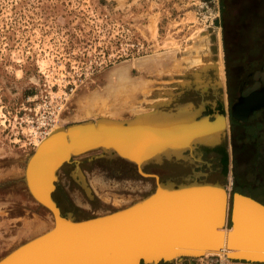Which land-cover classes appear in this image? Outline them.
<instances>
[{
	"label": "rangeland",
	"instance_id": "374dc122",
	"mask_svg": "<svg viewBox=\"0 0 264 264\" xmlns=\"http://www.w3.org/2000/svg\"><path fill=\"white\" fill-rule=\"evenodd\" d=\"M224 3L222 18L220 0H0V258L52 227L50 213L30 197L23 182L25 163L40 141L31 140L39 121L55 104L60 107L56 130L99 119L137 120L156 114L152 111L158 107L174 117L167 101L173 100V88L181 82L175 79L195 70L207 75L212 88L203 102L219 98L225 71L221 26L229 45H243L249 26L264 24V9L258 10L257 0ZM149 62L152 66L146 69ZM123 67L126 77L116 79L114 72ZM110 92L116 98L125 96V107L116 105L119 115L97 108L85 113L93 95L104 98ZM187 98L189 94L180 97ZM224 146L228 184L232 162L227 141ZM101 154L98 150L73 158L82 183L73 163L57 171L52 198L75 221L124 208L153 189V180L139 176L134 166ZM169 161L142 168L147 172L156 166L153 172L162 171L161 182L180 183L167 173L173 168ZM217 163L212 166L219 167ZM191 168L204 173V167L188 161L186 169ZM253 168L249 163L237 166L241 184L264 183V166H255L262 170L255 178L248 174ZM246 192L264 203L260 190ZM201 258L170 264H210L220 257Z\"/></svg>",
	"mask_w": 264,
	"mask_h": 264
},
{
	"label": "water",
	"instance_id": "95a60500",
	"mask_svg": "<svg viewBox=\"0 0 264 264\" xmlns=\"http://www.w3.org/2000/svg\"><path fill=\"white\" fill-rule=\"evenodd\" d=\"M264 106V89L243 98L231 111L236 119ZM190 123H137L99 119L59 129L28 157L23 182L30 197L52 218V227L0 258V264H158L226 251L229 262L264 264V206L225 185L161 182L143 166L182 158L226 127L220 113L191 116ZM219 119L220 123H214ZM138 119V118H137ZM143 119V117H140ZM146 119V118H144ZM151 119V118H150ZM225 122V123H224ZM115 156L153 180L143 198L107 214L75 221L52 198L57 171L91 151Z\"/></svg>",
	"mask_w": 264,
	"mask_h": 264
},
{
	"label": "flooded vegetation",
	"instance_id": "af4514ba",
	"mask_svg": "<svg viewBox=\"0 0 264 264\" xmlns=\"http://www.w3.org/2000/svg\"><path fill=\"white\" fill-rule=\"evenodd\" d=\"M222 33V48H223V90L219 89V98L214 99L212 109L211 106L205 105L201 111V115H211L215 112L222 114L226 118V127L218 138L214 141L218 142L211 147H201L202 157H212L219 165L216 168L211 167V173L217 175L220 181L225 182V186L229 191L236 192L252 197L246 192V189L251 191L253 189L260 190L264 196V183L260 182L250 184H241L240 176L236 175V168L241 164L249 163L255 166H264V106L252 110L244 118L236 119L231 116L233 111L243 100L253 92L264 89V24L255 23L248 31V36H244L242 44L229 45V39L226 36L225 29L221 26ZM259 28V29H258ZM258 29V30H256ZM232 47V49H230ZM228 144L231 153V177L227 179L224 177V156L227 152L224 144ZM187 154V153H186ZM251 169L249 176L257 177V173L262 170ZM247 174L242 177H247ZM255 200V199H253ZM257 201V200H255ZM264 206V203L257 201Z\"/></svg>",
	"mask_w": 264,
	"mask_h": 264
},
{
	"label": "crops",
	"instance_id": "0c3cea01",
	"mask_svg": "<svg viewBox=\"0 0 264 264\" xmlns=\"http://www.w3.org/2000/svg\"><path fill=\"white\" fill-rule=\"evenodd\" d=\"M195 74H192L191 76H185L182 79H175L177 82L172 92V101H168L169 107L171 106V109H168L169 113H174L175 117H191L200 110L199 112L204 109L205 105L211 106L212 109L214 101L212 102H203L204 96L207 95L208 90L212 92L211 86L208 84L207 75L200 72L199 70L194 72ZM175 81V82H176ZM180 84V85H179ZM177 86H180L179 90L177 89ZM219 85L216 84L214 87L215 91L218 90L217 88ZM184 92V93H183ZM190 95V98H187L186 100H181V95ZM170 100V97L169 99ZM200 108V109H199ZM152 111V110H151ZM152 112H163V110H160V107L156 108L155 111ZM194 112V113H192ZM149 113V112H144ZM188 113V114H187ZM167 114V113H166ZM187 153V154H186ZM194 154V155H193ZM186 157V158H184ZM188 157V158H187ZM169 163L172 164L173 168L168 169L167 173L172 174L171 176L178 177L181 179L180 183H173V186L177 185H188L191 183H205V184H218V185H224L220 181L217 175H214L211 173V169L213 162H217L216 160H213L212 157L209 158H203L202 152L199 153H192L188 154V152L183 153L182 158H173L169 159ZM192 162L195 165H200L204 167V173H197L195 169H186L187 162ZM149 164V163H148ZM153 163H150V165ZM185 165V166H183ZM152 167V166H151ZM156 166H153L151 169H149L145 173L154 174ZM195 167V166H194ZM154 171V172H153ZM200 172V170H198ZM162 171L159 170L155 175L161 176ZM199 261H202V258L199 259ZM215 262V260H213ZM209 264V263H208ZM212 264V261L211 263ZM229 264H259V263H245V262H230Z\"/></svg>",
	"mask_w": 264,
	"mask_h": 264
},
{
	"label": "bare ground",
	"instance_id": "6f19581e",
	"mask_svg": "<svg viewBox=\"0 0 264 264\" xmlns=\"http://www.w3.org/2000/svg\"><path fill=\"white\" fill-rule=\"evenodd\" d=\"M220 57V59H221V56H219ZM159 60H156L155 59V63H156V65L158 64L157 62H158ZM150 63V64H149ZM149 63H146V69H150L149 67H151L152 66V62H149ZM220 63V62H219ZM150 65V66H149ZM126 68H120L119 70H117V71H115L114 72V75L116 76V79H121V80H124L123 78L124 77H126ZM220 75H221V72L219 73ZM222 79V78H221ZM222 81V80H221ZM215 86V85H214ZM135 87L136 88H138L137 87V85L135 84ZM111 93V92H110ZM133 93V92H132ZM117 96H116V94H113V93H111L110 95H107V96H105L104 98L103 97H99L98 95H93V98L89 101V103H88V105H87V107H86V110H85V113L86 114H88V115H90L91 114V110L92 109H95V108H97L96 110H99V111H108V110H110V111H108V113H110L112 110H115L116 111V113L115 112H112V113H110V114H114V115H119L118 113H119V110H117L116 109V105H118V106H120V107H122L123 108V106L125 105V103L126 102H124V100H125V96L123 97V96H121L120 98H116ZM111 98V99H110ZM168 102V101H167ZM112 108V109H109V108ZM125 107V106H124ZM200 109V108H199ZM199 111L200 110H198L197 112H195V114L197 113V114H199ZM188 114V113H187ZM193 115L194 117H196V115ZM198 116V115H197ZM144 118H146V119H144ZM151 118V119H150ZM192 117H172V115H167V114H165V113H156V114H154V113H152V114H150V115H147V116H143V119H137V123H190V119H191ZM214 123H220L219 122V119H217L216 118V120L214 121ZM225 123V122H224ZM56 128V127H55ZM55 128H53L48 134H47V136L48 135H50V134H52L53 132H55L56 131V129ZM47 136H45L44 138H46ZM44 138H42V140L44 139ZM217 137H215V136H209V137H207L206 139H205V143H209V144H213L215 141V139H216ZM42 140H40L39 142H36V146H35V148L39 145V143L42 141ZM229 183H230V181H229ZM226 251H224V250H222V251H220V252H205V254L202 256V257H204V256H208V255H217L218 257H220V259H222V258H225L224 257V253H225ZM200 259V258H199Z\"/></svg>",
	"mask_w": 264,
	"mask_h": 264
},
{
	"label": "built area",
	"instance_id": "2783aa9c",
	"mask_svg": "<svg viewBox=\"0 0 264 264\" xmlns=\"http://www.w3.org/2000/svg\"><path fill=\"white\" fill-rule=\"evenodd\" d=\"M60 107L55 104L50 111H48V115H46L45 117H43L40 121H39V126L36 127L37 131L33 133V137H31L33 140L32 142H35L37 140H42V138H44L45 136H47V134L56 127L57 125V119H58V111H59ZM34 144V143H32ZM230 186V183H229ZM230 262L227 261L225 258H218L215 259V262L212 264H229Z\"/></svg>",
	"mask_w": 264,
	"mask_h": 264
},
{
	"label": "trees",
	"instance_id": "16d2710c",
	"mask_svg": "<svg viewBox=\"0 0 264 264\" xmlns=\"http://www.w3.org/2000/svg\"><path fill=\"white\" fill-rule=\"evenodd\" d=\"M257 1L260 3V5L258 7V10H263L264 9V5H263L264 0H257ZM220 6H221L220 14H221V17L223 18L224 14L226 13L225 12V10H226V8H225L226 4L224 3V0H220Z\"/></svg>",
	"mask_w": 264,
	"mask_h": 264
}]
</instances>
